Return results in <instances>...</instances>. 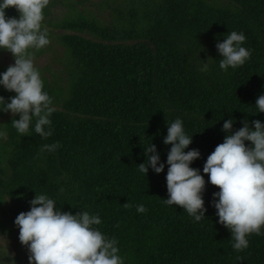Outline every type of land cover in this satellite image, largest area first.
I'll use <instances>...</instances> for the list:
<instances>
[{"label": "trees", "instance_id": "1", "mask_svg": "<svg viewBox=\"0 0 264 264\" xmlns=\"http://www.w3.org/2000/svg\"><path fill=\"white\" fill-rule=\"evenodd\" d=\"M6 15L19 18L11 8ZM42 28L50 44L29 52L54 56L49 75L37 68L55 108L52 135H20L12 114L0 112V264H29L14 221L37 194L65 212L98 214L96 227L118 241L124 264H264V229L247 249L232 248L212 207L219 188L206 183L205 218L194 223L164 202L167 166L138 171L151 143L166 164L163 141L178 118L193 139L188 150L201 153L191 166L202 175L226 120L233 131L245 119L264 123L254 108L264 95V0H49ZM231 31L245 34L251 56L225 72L216 45ZM14 95L0 87L6 101Z\"/></svg>", "mask_w": 264, "mask_h": 264}, {"label": "clouds", "instance_id": "2", "mask_svg": "<svg viewBox=\"0 0 264 264\" xmlns=\"http://www.w3.org/2000/svg\"><path fill=\"white\" fill-rule=\"evenodd\" d=\"M48 4L49 0H0V50L14 57V64L0 73V87L15 93L7 101L0 96V112L12 114V125L18 134L24 135L31 128L45 138L52 135L50 117L55 108L44 91L29 49L39 50L50 44L48 30L42 28ZM10 8L19 13L18 19L6 15ZM245 41L243 32L231 31L222 43H217L221 70L236 69L250 59V50L243 46ZM198 68L201 72L209 70L207 63ZM254 108L257 114L264 113V95L258 96ZM17 116L19 119H15ZM234 123L233 119L223 123L224 141L215 147L203 166L209 181L191 166L201 158V153L188 150L193 139L179 118L168 123L163 143L171 147L166 164L151 143L144 148L147 159L138 165V171L148 176L151 168L159 175L167 166L168 198L164 202L183 208L194 223L205 218L206 183L219 188L213 194L212 207L216 209L218 223L231 233L232 248L241 252L249 246L248 237L261 235L264 229V123H249L245 119L243 126L233 131ZM4 135L0 132V137ZM57 147L58 143L43 145L41 151H54ZM136 210L146 211L143 205H137ZM14 223L21 245L28 250L29 264H124L118 241L96 227L102 223L98 214L65 212L45 194H37L30 201V210L20 213ZM9 259L16 264L13 258Z\"/></svg>", "mask_w": 264, "mask_h": 264}, {"label": "rangeland", "instance_id": "3", "mask_svg": "<svg viewBox=\"0 0 264 264\" xmlns=\"http://www.w3.org/2000/svg\"><path fill=\"white\" fill-rule=\"evenodd\" d=\"M58 47L59 46L56 45V49H59L60 48V47L59 48ZM52 57H54L53 54H52V52H49L47 54H42L40 56H34L33 62H34L35 67L36 68H41L43 70V72H47V74L49 75L48 70L46 69V67L51 63V60L54 59ZM12 64H14V57H13V55L10 52L6 51V50H2L0 52V73L5 72V71H2V69H1L2 67H5L6 68V67H9ZM6 70H7V68H6ZM9 115H11V113ZM4 118H7V117H4ZM8 217L9 216H7L6 219H8ZM1 219H2V217H0V220ZM15 229H17V231H19L18 228H15ZM1 239H3V238L0 237V242H3V241H1ZM10 242H14V241L13 240H10V238H8L6 244H9L8 246L12 247L13 244L10 243Z\"/></svg>", "mask_w": 264, "mask_h": 264}]
</instances>
